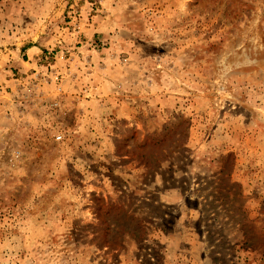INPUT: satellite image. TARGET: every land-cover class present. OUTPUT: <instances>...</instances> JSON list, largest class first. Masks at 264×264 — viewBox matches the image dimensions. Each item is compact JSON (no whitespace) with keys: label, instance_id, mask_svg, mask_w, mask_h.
Listing matches in <instances>:
<instances>
[{"label":"rangeland","instance_id":"obj_1","mask_svg":"<svg viewBox=\"0 0 264 264\" xmlns=\"http://www.w3.org/2000/svg\"><path fill=\"white\" fill-rule=\"evenodd\" d=\"M0 264H264V0H0Z\"/></svg>","mask_w":264,"mask_h":264},{"label":"built area","instance_id":"obj_2","mask_svg":"<svg viewBox=\"0 0 264 264\" xmlns=\"http://www.w3.org/2000/svg\"><path fill=\"white\" fill-rule=\"evenodd\" d=\"M61 138H62V136H61V135H59V136H58V139H61Z\"/></svg>","mask_w":264,"mask_h":264}]
</instances>
